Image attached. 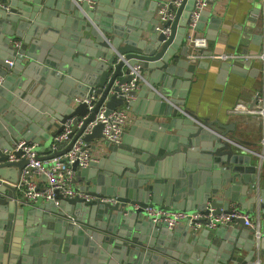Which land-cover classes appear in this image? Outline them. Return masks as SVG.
Wrapping results in <instances>:
<instances>
[{
  "label": "water",
  "instance_id": "95a60500",
  "mask_svg": "<svg viewBox=\"0 0 264 264\" xmlns=\"http://www.w3.org/2000/svg\"><path fill=\"white\" fill-rule=\"evenodd\" d=\"M174 1L0 0V176L10 182L0 179V264H264L258 161L264 155L239 152L229 134L233 123L201 118L184 107L202 61L189 59V46L178 53L195 0H182L174 20L164 24L169 34L157 29L159 8L174 10ZM206 22L212 28L206 36L214 38L221 20L204 8L197 28ZM242 60L246 67L252 62L227 58L220 72ZM137 64L139 86L126 100L117 91L137 75ZM92 95L97 100L91 109L74 101ZM102 104L106 115L129 104L139 117L119 144L100 145L98 161L72 163L74 189L82 195L56 189L58 204L18 202L14 183L28 160H8L9 151L20 157L23 149L14 148L21 141L36 144L38 152L49 145L50 154L38 157L50 159L67 153L79 137L97 149L103 123L86 129ZM71 118L69 140L51 152ZM232 203L257 215L259 224L253 228L235 216L233 225L217 220L233 213ZM148 207L198 212L199 221L215 226L195 230L186 221L169 228L154 222Z\"/></svg>",
  "mask_w": 264,
  "mask_h": 264
},
{
  "label": "built area",
  "instance_id": "2783aa9c",
  "mask_svg": "<svg viewBox=\"0 0 264 264\" xmlns=\"http://www.w3.org/2000/svg\"><path fill=\"white\" fill-rule=\"evenodd\" d=\"M212 0H195L196 7L192 11L191 20L189 23V30L186 35V44L190 47V53L188 55L191 61H199L208 58H218V59H234L233 55L227 54H208L205 53L206 47L208 45V38L203 32H201L198 26V20L200 12L202 9L206 8ZM261 2V10L264 12V0H259ZM182 0L174 1L175 9L169 8L168 4L162 6L158 10L159 24L157 29L163 31L167 34L170 33V26H165L167 21L174 20L176 16V9L181 5ZM256 58L264 62V51L256 54H248L244 59ZM133 71L137 74L132 81L123 84L118 95H123L126 100L134 98V95L130 92L136 90L139 86L138 80L141 77V65L137 64L133 67ZM3 81V76L0 75V84ZM97 97L93 95L91 97H79L76 96L74 101L76 103L85 101L88 104L89 109L93 108ZM106 106L102 104L99 107V111L96 115L95 120L91 121L86 129V132H90L92 127L98 122H102L104 140H99L97 142L98 148L91 149L90 147H85V143L82 137H79L73 144L72 148L62 156L52 157L50 159L42 160L38 157L39 152L36 148V144H27L25 141H21L14 150L18 148L23 149V153L20 157H17L13 151H9L8 160H18L21 157H26L28 160L27 165L22 168L18 181L14 183L16 189L20 190V196L17 201L23 204H34L39 200H54L58 204V200L55 199V190L59 189L62 193L69 196H75L77 194L82 195L77 189H74L73 180L76 175V170L73 168L72 163L76 160L79 162L80 167H85L90 164L91 161H98L100 157V145L107 141L112 144H119L122 141L123 133L126 126L130 122L133 113L129 104L120 106L110 112L108 115L105 114ZM232 113H248L257 120H259L264 126V85L256 93L255 100L252 106H247L244 103L236 104L232 108ZM81 121L79 122V126ZM73 130V119H69L66 122L64 130L58 134L53 143L51 144V152L60 149L62 145H65L69 140V133ZM262 144H264V136L262 137ZM264 155V154H263ZM67 156L68 161H63L62 157ZM44 175L46 177V184L43 186L39 185V176ZM3 180L2 178H0ZM4 181V180H3ZM86 198H89L84 194ZM107 201H115V198H108ZM148 216H151L154 222L165 221L169 228H174L181 222H188L190 227L199 230L204 226L214 227L213 222L204 225L198 219L202 216L200 213H193L191 211L181 210V209H157L153 207H148ZM233 213L222 214L217 218L225 225H233V221L230 216L243 217L245 224L255 228L256 224L252 220V216L246 212H243L236 204L232 205ZM259 236L258 231L255 232ZM123 264V263H117Z\"/></svg>",
  "mask_w": 264,
  "mask_h": 264
},
{
  "label": "crops",
  "instance_id": "0c3cea01",
  "mask_svg": "<svg viewBox=\"0 0 264 264\" xmlns=\"http://www.w3.org/2000/svg\"><path fill=\"white\" fill-rule=\"evenodd\" d=\"M206 8L220 18L221 24L220 31L214 32V38L208 39L205 51L211 50V54L233 55V58H245L248 54L264 51V12L261 10L259 0H212ZM201 32L205 36L208 32L212 35L209 22L205 23ZM183 47L178 53L181 50L187 52L188 46L185 42ZM247 59L252 60L247 67L242 60L237 67L230 68L227 74L220 72L224 60L218 58L201 60L202 63L196 67L193 74L184 107L201 118H209L221 124L233 123L229 134L235 138L234 142L240 149L239 152L248 154L257 151L264 154V144L261 141L264 136L262 123L248 113L231 111L239 103L252 106L256 93L264 85V62L256 58ZM132 113L133 116L126 130L139 117L134 111ZM51 130L54 131L55 127ZM39 154L49 155V145H42ZM258 161L260 166L262 165L261 177L264 180V158L259 157ZM0 178L5 182L9 181L7 177L0 176ZM39 178V185H45L46 177L40 175ZM16 192L19 197L20 190L16 189ZM261 218L264 220L263 215ZM252 220L256 226L260 222L257 215L252 216ZM240 252L243 257L247 256L244 248H241Z\"/></svg>",
  "mask_w": 264,
  "mask_h": 264
}]
</instances>
